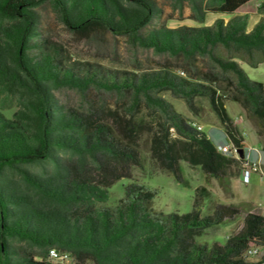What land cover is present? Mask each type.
<instances>
[{
  "label": "trees",
  "instance_id": "obj_1",
  "mask_svg": "<svg viewBox=\"0 0 264 264\" xmlns=\"http://www.w3.org/2000/svg\"><path fill=\"white\" fill-rule=\"evenodd\" d=\"M169 1L180 14L187 7L198 24L209 14L229 18L171 29L153 26L162 15L156 0H0V264H53L50 250L69 255L74 264H259L242 257L245 249L264 245V216L251 203H243L248 209L242 226L225 242H198L203 231L239 216L240 205H219L202 216L198 199L207 192L200 187L188 213L154 210L156 191L132 181V169L141 167L134 126L118 119L109 124L55 97L60 89L129 94L133 108L143 103L159 114L154 151L177 183L183 180L178 150L168 143L170 129L184 140L187 163L223 184L238 162L157 97L169 91L190 107L195 96L207 97L227 142L242 151L243 139L215 88L166 72L97 77L89 65H63L56 50L39 39L37 9L49 4L71 33L103 30L156 55L186 63L206 59L213 79L233 88V100L257 118L264 137V87L250 81L238 63H264V0ZM253 1L261 18L248 31L250 13L239 10ZM122 179L130 183L119 204L100 206Z\"/></svg>",
  "mask_w": 264,
  "mask_h": 264
},
{
  "label": "rangeland",
  "instance_id": "obj_2",
  "mask_svg": "<svg viewBox=\"0 0 264 264\" xmlns=\"http://www.w3.org/2000/svg\"><path fill=\"white\" fill-rule=\"evenodd\" d=\"M162 15L153 21V26H165L177 28L180 26L200 27L210 26L216 19H227L221 14H209L204 24H198L190 19V11L185 7L180 14L173 11L169 0H156ZM258 2H252L244 6L240 12L255 11ZM37 12L39 21V39L47 46L56 50L65 66L84 68L86 65L92 71H97L96 76L116 77L122 79L123 75H153L156 73H169L180 79L193 84L211 85L223 96L227 114L232 119L245 147H257L264 145V137L259 135L260 124L256 117L250 116L239 103L233 100V88L225 81L213 79L206 59H196L192 63H186L180 58L167 55H156L152 50L133 48L124 37L113 36L103 31L95 30L84 34L69 32L56 18L49 4H45ZM254 17H248L247 24L250 30L253 28ZM241 63V69L250 81L264 85V63L256 68H250ZM182 73L183 75H181ZM56 99L66 107L80 113L93 111L100 119L113 124L116 119L122 123L130 122L137 131L136 142L141 157V167L132 169V181L143 183L149 190H155L156 195L152 200L151 207L164 213H188L196 189L202 187L207 194L198 199L202 216L213 213L219 205H240L239 216L225 220L218 226L203 231L196 240L200 243L212 244L223 243L228 237L234 235L242 226L243 218L248 208L242 206L245 201L256 202L264 209V183L259 174H253L248 184L234 183L240 178V167L237 163L227 172L223 184L206 176L199 167L191 166L186 161L181 143L184 140L177 136L175 131H168V143L175 144V150L179 154V167L183 183L175 181L170 172L160 165L153 141L158 133L159 114L151 113L143 103L136 108L132 107L129 94L117 95L103 89L90 88L85 94L76 90L60 89L55 92ZM168 103L171 109L187 119L190 124L194 123L202 128L211 141L224 140V132L218 122L215 112L212 110L208 98L195 96L190 107L184 98L174 96L169 91L157 94ZM14 108L5 110L6 116L10 117ZM213 135V136H212ZM130 180L122 179L109 190V199L102 207L113 208L123 198V187ZM258 259L249 262L257 263ZM53 263V262H51ZM55 264V263H53ZM68 264H74L70 261Z\"/></svg>",
  "mask_w": 264,
  "mask_h": 264
},
{
  "label": "built area",
  "instance_id": "obj_3",
  "mask_svg": "<svg viewBox=\"0 0 264 264\" xmlns=\"http://www.w3.org/2000/svg\"><path fill=\"white\" fill-rule=\"evenodd\" d=\"M180 74L183 75L182 73ZM191 126L198 131H202V128L194 123H192ZM170 130L173 131V129ZM217 150L238 162L240 167V181L242 183L248 184L253 174H259L261 181L264 183L263 164L260 159H253L251 157V153L256 152L255 149L245 147L241 151V154H239L240 150H237L232 144L227 142L226 145H218ZM242 257L246 259H258L257 262H259V264H264V245L252 246L245 249L242 253ZM48 260L55 264H68L71 258L67 254H65V256H57V252H54L48 254Z\"/></svg>",
  "mask_w": 264,
  "mask_h": 264
},
{
  "label": "crops",
  "instance_id": "obj_4",
  "mask_svg": "<svg viewBox=\"0 0 264 264\" xmlns=\"http://www.w3.org/2000/svg\"><path fill=\"white\" fill-rule=\"evenodd\" d=\"M253 2H258V1H253ZM251 3H252V2H251ZM258 3H259V2H258ZM249 4H250V3H249ZM241 9H242V8H241ZM241 9H240V10H241ZM240 10H239V13H240V14H243V13L247 12V11H245V12L241 13ZM248 12H249V11H248ZM249 13H250V15H249L248 17H254L253 23L256 24V23L260 20L261 17H260L259 15H257L255 11H252V12H249ZM213 15H215V14H213ZM223 16H224V15H223ZM226 17H227V16H226ZM222 18H223V17H222ZM228 18H229V17H227V19H224V20L227 21ZM255 24H254V25H255ZM247 26H248V24H247ZM247 30L250 31V28L247 27ZM239 65H240V67H241V63H239ZM262 85H263V84H262ZM263 87H264V85H263ZM212 136H213V135H212ZM207 137H208V136H207ZM208 138H209V137H208ZM223 139H224V140L221 139L220 141H216L215 143H216L217 145H226V144H227V140H226L225 135H224V138H223ZM246 148H247V147H246ZM249 148H253V149L256 150V152H252V153H251V157H252L253 159H260L261 162H262V164H263V169H264V145H260L259 149H258L257 147H253V146H250ZM238 183H241L240 178L238 179L237 183H236V182L234 183V187H235V185L238 184ZM245 203H251V204L254 206V208L257 210V212H258L259 214H261L262 216H264V209L260 208L256 202L245 201Z\"/></svg>",
  "mask_w": 264,
  "mask_h": 264
},
{
  "label": "bare ground",
  "instance_id": "obj_5",
  "mask_svg": "<svg viewBox=\"0 0 264 264\" xmlns=\"http://www.w3.org/2000/svg\"><path fill=\"white\" fill-rule=\"evenodd\" d=\"M54 252H56L55 250H50L49 251V254H52V253H54ZM57 256H65V255H63V254H59L58 252H57Z\"/></svg>",
  "mask_w": 264,
  "mask_h": 264
},
{
  "label": "water",
  "instance_id": "obj_6",
  "mask_svg": "<svg viewBox=\"0 0 264 264\" xmlns=\"http://www.w3.org/2000/svg\"><path fill=\"white\" fill-rule=\"evenodd\" d=\"M239 154H241V151L239 152Z\"/></svg>",
  "mask_w": 264,
  "mask_h": 264
}]
</instances>
